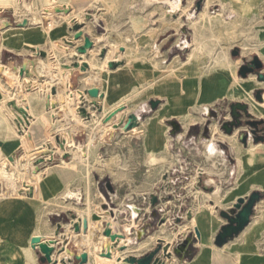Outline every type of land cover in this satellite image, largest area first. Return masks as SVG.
I'll return each instance as SVG.
<instances>
[{"label": "crops", "instance_id": "obj_1", "mask_svg": "<svg viewBox=\"0 0 264 264\" xmlns=\"http://www.w3.org/2000/svg\"><path fill=\"white\" fill-rule=\"evenodd\" d=\"M65 1L61 5L53 6H60L57 7L60 8L59 11L65 10L60 11L63 26L56 32L48 34L47 25L44 23L35 25L28 22L27 25L21 26L20 23L25 19L15 20L13 23L9 21L10 24L2 27L4 39L0 40V167L5 163L4 167L9 168L6 162L27 161L31 153L45 147L40 153L32 154L31 160L52 153H55L56 160L42 171L43 177L39 183L31 182L35 186L34 192L21 197L0 198V264H43L40 251L33 247L32 239L36 236L56 237L55 231L61 224L59 217L63 214L72 215L71 224L76 220H87L88 224L91 222L98 229L100 226L103 231L106 224L110 223L111 226L115 221L135 225L137 219L146 213L143 225L147 230L148 219L152 216L145 211L146 208L138 206L136 199H140L142 194L147 195L150 190H158L161 195L176 197L174 204L170 203L172 207L162 218L165 223L157 231L160 236L157 237L158 240H163V235H169L171 242L165 244L163 240L164 247L170 249V244H173L175 248L186 237H192L187 251L172 257L167 264H264V141L256 142L251 136L248 143L243 144L240 135L249 131L246 125L228 135L221 124L220 131L213 126L204 128L203 133L208 145L213 142L217 150L213 154L207 150V153H204L205 160L193 157L191 162L181 155L184 146L192 145V149L195 148V134H192L193 138L187 140L186 144L183 142L179 145L186 127L189 130L191 126L200 125L202 118L209 117L206 110L212 115L219 109L225 111V104L230 106L236 102L247 103L253 118L264 120V82L259 81L254 73L248 74L246 78L238 74L241 65L254 56H258L264 65V0H186L187 4H196L197 10L202 8L199 20L207 19L211 22L219 18L226 22L222 25L224 29L220 26V31L226 36L224 42L218 43L217 47L208 44V52H213L212 55L198 59L196 48L186 60H180L179 54L169 56L170 50L163 52V44L161 52L165 53L168 60L165 68H158L151 62H142V32L127 31L128 35L139 36V42L129 45L127 50L121 46L126 54L125 63L116 69H108L107 73L102 72L105 80L101 84L94 76L100 72L99 66H105L106 63L104 58L101 62L96 60L95 55L103 45L110 43L109 30L94 37L92 32L84 27L82 31L85 36L91 35L94 43L97 39L101 41L94 44L88 54H77L76 47L69 46L66 42L75 37V34L71 36V22L78 18L75 17L76 9H86V6L94 4L95 0ZM120 1L129 3L131 0ZM139 1L141 4V0ZM168 2L173 5L177 0ZM213 8L214 12L211 11ZM87 11L86 9L81 14L85 15ZM44 19L47 20L46 17ZM227 20L235 21L237 27L235 23L228 25ZM62 22L59 25H62ZM240 22L249 23V28L257 36L258 47L250 56L242 53L237 56L229 55V49L235 43L234 36L245 33L239 27ZM83 39L81 37L77 42H73L78 46L84 43ZM52 41H55V46H51ZM40 49L46 52V56L37 53ZM74 62H87L89 69L67 71L65 65ZM91 62L97 65L95 69H90ZM29 63L33 67L28 68L29 72L22 75L20 69ZM8 69L16 72L15 78L8 73ZM262 72L264 73V66ZM52 74L64 76L62 87L59 84L50 85ZM68 80L69 91L66 89ZM54 88L59 93L49 94V90ZM91 88L99 89V97L87 95ZM258 90L262 91V101L255 98ZM14 100L27 110L29 122L26 134L20 133L14 121V116L19 113L18 109L11 105ZM86 101L99 103L103 111L99 117L93 119L92 128L73 126L75 128L71 136L74 142L89 129L85 142L87 151L79 150L83 155L82 162L67 161V156L66 159L60 158L64 152L58 151L59 147L51 142V138L56 137L62 142L67 139L66 130L72 127L67 124V117H71L67 104H73L71 110L76 106V115L83 118L80 110ZM153 101L159 102L155 109L148 106ZM113 111H119L117 116L123 117L117 122L118 126L114 125L117 116L105 122L107 115ZM225 114L226 112L222 123L231 120ZM131 115L138 117V124L127 130L126 120ZM172 122H176L179 128L173 127ZM94 131L97 132V139L89 144V138ZM26 145L30 146L28 150ZM89 157L90 162L94 164L101 163L102 160L112 164L116 171L115 178L120 181L136 174L130 171L131 165H143L142 179L154 181L155 185L147 182L146 189L143 187L134 191V201H127L125 197L119 198L121 203L118 208H112V205L108 209L99 206L89 208L90 204L82 208L79 205L86 194L84 178L88 184L91 176V170L88 168ZM153 167L157 170H152ZM206 167L209 171H206ZM2 187L1 190L4 188ZM8 188L9 185L4 190ZM68 191L75 192L77 196L69 198L66 196ZM255 191L262 194V199L257 203L250 223L223 246L216 245V237L222 226L227 223L221 211L231 208L238 198L248 197ZM198 193L199 198L195 199ZM201 193L210 194L212 198L203 197ZM192 196L194 198L187 209L184 208V203H176L182 197ZM118 197L121 196L112 194L108 199L113 202L114 198ZM102 198L106 200L103 194ZM166 204L163 206L166 207ZM131 205L138 208L135 217ZM124 209H129L130 215L120 220L119 213ZM112 211L115 217L111 215ZM162 211L164 210L161 209ZM182 216H187V221L182 224L172 223V220L179 221ZM116 228L118 232L125 233L124 238H130L123 225L122 230L118 225ZM99 231L92 232L98 252H102L105 251L104 244L111 245V241L103 235L101 237L102 231ZM195 231L199 232L198 237ZM148 234L144 239L152 235L150 232ZM60 235L63 240H58L55 244L53 257L57 259L61 253L63 260L66 257L69 259L71 254L75 256L69 249V244L72 242V236H76L69 230ZM64 247L66 251L63 253L60 248ZM118 247L120 249V242L119 246L114 248ZM81 250H78L77 258L83 253Z\"/></svg>", "mask_w": 264, "mask_h": 264}, {"label": "rangeland", "instance_id": "obj_2", "mask_svg": "<svg viewBox=\"0 0 264 264\" xmlns=\"http://www.w3.org/2000/svg\"><path fill=\"white\" fill-rule=\"evenodd\" d=\"M175 1V0H173ZM20 4V8L30 14L32 12H42V9L46 14H48L47 20L44 19L40 24L44 23L46 26V29H49L52 24V19H60L58 18V15L61 14V12L57 9V7H53L55 5H61L63 2H66L65 0H18ZM139 0H131L129 3H123L120 0H95L94 4H89L86 6V9L88 10L85 15H82L81 13L86 10L85 8L82 9H76L75 11V17L80 18V22H77L78 29H74V25L70 27V30L72 31V34H76L75 31H78V33L75 35V37H71L74 42H77L79 37V32L86 28L87 31L92 32V36L96 37L97 35L107 33L109 30V36H110V43L103 45L102 49L100 51H96V60L102 61V59L105 58H112L115 59L113 62L115 64L114 68H110L105 65L106 69H116L120 66H122L125 63L124 57L126 54L123 53L121 46L126 47V50L128 49L129 45L137 44L139 42V36H133L128 35L127 31L130 32H142V62H151L154 65H156L158 68L160 67H166V62L168 60V57L165 56V51L170 50L169 56L172 54H179L180 60H186L189 54L196 48L197 50V57L198 59H203L207 57L208 55H212L213 52H208V44L216 45L218 46V43L224 42L225 35L220 31V26L224 25L226 22L224 19L220 20L219 18L213 19L211 22L209 20H199L200 16V10H197L196 4H187L186 0H181L180 3V9H177V7H174L171 5L168 0H141V4H139ZM24 4V6H23ZM128 4V5H127ZM53 7V8H51ZM55 11L58 15H53V12ZM214 12V8L211 10ZM53 16H50V15ZM86 16V17H85ZM8 19V21H11L12 23L16 21H19L20 17H18L13 9L10 8H4L0 9V21L4 19ZM77 20V19H76ZM75 21V20H74ZM73 21L71 22V24ZM228 25H237L235 21H229L227 20ZM37 25V24H35ZM239 25V24H238ZM1 26V25H0ZM62 25L57 24L52 29L53 31H58ZM251 26L249 23H242L240 22L239 27H241L245 33L240 35H235V43L234 45L229 49V55L233 56V52L235 50L239 51V54H247L250 56L252 52L255 51V48L258 47L257 45V36H255L254 31L249 28ZM237 27V26H236ZM224 29V27H222ZM91 39V35L89 36ZM0 40H3V38H0ZM71 40V39H69ZM72 40V41H73ZM84 40V39H83ZM100 41H95L96 43H99ZM53 43L51 42V46ZM54 44H56L54 42ZM68 44H70L68 42ZM113 44V46H111ZM165 44V47H161V45ZM115 45V46H114ZM98 48V46H97ZM96 48V49H97ZM161 49L164 50L161 52ZM254 50V51H253ZM258 51V50H256ZM165 56V57H164ZM90 57V56H89ZM88 57V58H89ZM253 58V57H252ZM170 60V59H169ZM94 65V68L97 67L95 63H90ZM31 65V66H30ZM104 64H102L103 66ZM29 68H32L33 65L31 63L28 64ZM104 68V67H103ZM11 70V69H10ZM99 73L94 76V79L101 84L103 80H105L101 73H107L105 69H101L99 66ZM89 86V85H87ZM58 92V91H57ZM52 94V89L49 92ZM88 96H90L87 93ZM101 102V100L99 99ZM80 102V101H79ZM82 102V101H81ZM104 106H106V102L104 101ZM150 108H152L151 105H148ZM225 111L217 110V113L215 115H212V113H209L208 110L207 113L209 114V117L206 119H201V124L197 127H186L184 131V136L180 139L179 145H181L183 142L186 144V141L189 139H192L193 135L195 134V148L192 149V145L190 147L184 146L183 149H181V155L183 158L187 161H191L192 159H198L203 158L205 160L204 153H207V138L204 136V128L213 126L220 131V125L222 124V121L224 120V113L226 112L225 116L229 119H231V114L229 113L231 111L230 106L228 104H225ZM83 109L86 112H83ZM103 111V107L97 102L92 101H86L85 104H83V107H81V115L85 119H93L97 118L101 115ZM70 117H67V120H69ZM96 121H94L95 123ZM96 125V123H95ZM101 127V126H100ZM247 129L250 131V127L246 125ZM75 127H71V129L66 130V136L67 139H64L63 142H67L66 144V151H67V161L73 160L74 158V150H80L82 152H86L87 148L85 146V142L88 138L89 129L85 131V134L83 136L78 137L77 141H73L71 132ZM214 128V129H215ZM172 129V128H171ZM87 133V134H86ZM97 139V133L92 138V141L89 140V144L93 143ZM171 140V135H170ZM51 142L53 144H56L58 148V151H62L60 144H62V140H57L56 137L51 138ZM74 143V144H73ZM209 146V145H208ZM27 150L30 148L29 145H26ZM72 151V152H71ZM27 154H29L27 152ZM190 157V159H187ZM194 157V158H193ZM62 158V157H60ZM64 158V157H63ZM18 166L14 165L13 163L9 164V168H5L3 164L2 167H0V181L3 182L4 178L10 179V185L9 189L14 190L13 193L19 194L18 190L22 188L24 183L27 182V180H31L32 177H34V172L39 173L34 169L35 163H33L30 159L27 161H19ZM28 164V165H27ZM50 165V164H49ZM47 165L46 168L49 166ZM89 169L91 170V176L88 180L84 178V199L81 201L82 203L79 205L82 208H85L90 204L91 208L98 207L108 209L109 206L112 205V208H118V205L121 203L119 198L125 197L127 201H134V191L140 189H143V187H147V182L150 184H154V181H146L142 179V171L144 170L143 165H131L129 167L131 172H134L135 175H133L129 179H125L123 181L117 180L115 178V173L112 164H108L105 160H102L101 163L94 164L90 162L89 157ZM27 166V167H26ZM166 166V165H165ZM18 168V169H17ZM45 168V169H46ZM34 169V170H33ZM43 169V170H45ZM206 171H209L208 168H205ZM86 170V169H85ZM90 170L88 171L90 175ZM152 170H157L156 167H153ZM7 171V172H5ZM33 172V174H32ZM86 172V171H85ZM43 174V172H40ZM2 174V175H1ZM7 174V175H6ZM9 174V175H8ZM12 175V176H11ZM3 176V177H2ZM6 176V177H5ZM12 181V182H11ZM4 184V183H3ZM30 184V183H29ZM109 186L112 187V191L109 189ZM4 188L7 187V185L3 186ZM79 191V190H78ZM11 193V194H13ZM149 193V194H148ZM147 193V195H143L140 197V199L137 200V204L140 208H146L145 211H148L150 214V217L147 222V230L145 229L144 225L138 228L135 225H130V223H127L125 221L120 222L122 225L125 224L127 227H131L133 229V235L130 238H120V246H136L137 244H140L142 240H144L145 236L148 235V232H150L152 235L150 237L152 238L153 242L155 243L154 247L158 246V239L157 237V231L160 230V226L165 223L162 218L164 217V214L170 210L172 207L170 203L174 204V200H176L175 196H169V194H160V192L157 190H150ZM21 194V193H20ZM102 194L104 197L109 201L108 204L105 206L104 199L102 198ZM117 194L121 197L114 198L113 202L110 201V195ZM202 194V193H201ZM200 194H196L195 199L199 198ZM145 196V197H144ZM158 197V202L156 205H152L153 197ZM203 197L205 195L203 194ZM146 198V199H145ZM192 197H182L179 202H176L177 204L184 203V208L187 209V207L190 206L192 203ZM75 200V199H74ZM173 200V202H171ZM89 201V202H88ZM74 202V201H73ZM168 202V204H166ZM163 204H166L163 206ZM97 205V206H96ZM138 208L135 205H131V211L134 217L137 215ZM152 209V210H151ZM161 209L164 211L161 212ZM59 212V211H58ZM112 216L115 217V213L112 211ZM184 213V211H183ZM122 218H120L121 220ZM139 219V218H138ZM137 219V221H138ZM173 219V218H172ZM72 215L71 214H63L59 217V222L61 223L60 233H67L69 230L74 229V225L71 224ZM123 220V219H122ZM184 221H187V216H182L179 221L172 220V223H179L182 224ZM137 223V222H136ZM109 224L105 225L104 230ZM112 229L116 232V224L115 222H112L111 224ZM187 229V226H185ZM82 229L83 226H82ZM104 230L102 231V234L104 237ZM137 231V232H136ZM148 231V232H147ZM135 233H136V239H135ZM73 234L76 236V232H73ZM164 236V235H163ZM60 238L59 241L63 239V237L58 236ZM108 238V237H106ZM132 238V239H131ZM110 239V238H109ZM72 242L69 244V249L74 252L75 256L71 254L70 258L67 259L68 263L66 264H79L80 259L77 258V255H79L78 250L79 246L76 245V237L72 236ZM141 240V242L139 241ZM100 241H102L100 239ZM111 241V240H110ZM69 243V240L67 241ZM66 243V244H67ZM64 246V245H63ZM62 246V247H63ZM164 246V245H163ZM174 246L173 244H170V250L168 251L171 254L172 257H175L176 254L174 253ZM94 247L95 251L92 255V261L91 264H96V258L100 256L101 252H98V247L96 246V240L94 241ZM104 250H108L110 248V244H104ZM61 249V248H60ZM117 252L119 251L118 248H113ZM64 249L61 250L64 251ZM172 251V252H171ZM82 252V250H81ZM104 252V251H102ZM41 254V253H40ZM59 255V254H58ZM139 257V255H138ZM158 258L160 259V262L158 264L164 263L167 264L169 261L167 255L164 253V251H160L158 254ZM57 259L59 260V256H57ZM123 260V259H122ZM121 260V261H122ZM49 264V263H46ZM58 264H64L63 259L59 260Z\"/></svg>", "mask_w": 264, "mask_h": 264}, {"label": "water", "instance_id": "obj_3", "mask_svg": "<svg viewBox=\"0 0 264 264\" xmlns=\"http://www.w3.org/2000/svg\"><path fill=\"white\" fill-rule=\"evenodd\" d=\"M201 6V2L198 3V7ZM65 8V7H64ZM64 12L65 10H60ZM77 21L75 20L72 24L74 25V29H78V25L76 24ZM28 24V20H23L20 25L25 26ZM79 37H84V43L78 45L76 47V51L80 55L88 54L89 50L94 47V41L90 39L89 36H85L83 31L79 32ZM66 42L74 45L72 40H66ZM38 54L46 56V52L42 51L41 49L37 51ZM234 56L239 55V51L235 50L233 52ZM108 66L110 68H114L115 64L113 62H108ZM263 63L258 56H254L250 61L244 62L241 65L238 74L246 78L248 74H256L259 81L264 82V73L262 72ZM65 69L67 71H74L75 69H80L81 71H87L89 69V64L87 62L80 64L79 62H74L71 65H65ZM29 72L28 66L24 65L20 69V73L24 75L25 73ZM67 91L70 90L69 87V80L68 85L66 87ZM57 89H52V94H56ZM87 93L92 97H99L100 91L98 88H91L87 91ZM255 98L259 101H262V91L258 90ZM159 102H151V106L155 109L158 106ZM11 105L15 106L20 114L27 116V110L25 107L18 105L17 101L14 100ZM231 109V120L225 121L222 123V129L228 135H232L235 129L242 127L243 125H248L250 127V131H244L240 135V140L243 144H247L249 138L252 136L254 137L256 142L264 141V127L262 130H259V126L264 125V120L254 119L252 114L249 111V104L236 102L230 105ZM83 112H86L83 109ZM119 111H113L105 118V122H109L115 116H117ZM123 117H116V122L114 125L118 126L117 122L122 120ZM138 124V117L136 115H131L126 120V128L127 130L133 129ZM173 127L179 128V125L176 122L171 123ZM109 189L112 191V187L109 186ZM262 199V194L258 191L252 192L248 197H241L236 200L233 206L227 210L221 211V215L227 220L226 225L222 226L220 232L218 233L215 243L218 246H223L227 243L230 239H233L237 236L251 221V218L255 212V208L257 203ZM158 202V197L154 196L152 200V205H156ZM105 206L108 204V200L104 199ZM112 215V213H111ZM130 215L129 209H124L119 213V217L124 218ZM146 219V213L142 214L138 219L136 226L140 228ZM115 224L118 225L119 229L122 230V224L118 221H115ZM126 224V223H125ZM123 224L125 230H127L128 237H132L134 234L133 229L127 227V225ZM74 229L76 232H79L83 226V230L88 229V222L83 220L81 225V221L77 220L73 223ZM61 224L57 227L55 234L58 235L60 233ZM196 232V231H195ZM197 237L199 236V232H196ZM104 235L111 240L110 248L104 252L100 253V256L96 258V264H115L113 258V254L111 249L114 247L119 246L120 238L125 237L124 232H116L110 228V223L104 230ZM192 237H186L183 242L179 243L177 247L174 248V253L179 255L180 252H186L188 249L189 244L191 243ZM56 237H44V236H36L32 239V245L35 249H39L41 253V262L43 264H58L59 260L53 257L54 252L56 250L55 244H57ZM163 240H158V246L154 247V242L151 237H147L144 239L139 245L136 246H121L118 254L116 255V260L120 261L124 258L123 263L119 264H158L160 259L158 258V254L160 251H164L168 258L171 257L170 252L168 251L167 247L163 246ZM62 250V248H61ZM138 255L140 257H138ZM80 259L79 264H87L89 261V256L87 253H81L78 257ZM63 263L66 264L68 261L66 259L63 260ZM164 264V263H161Z\"/></svg>", "mask_w": 264, "mask_h": 264}, {"label": "bare ground", "instance_id": "obj_4", "mask_svg": "<svg viewBox=\"0 0 264 264\" xmlns=\"http://www.w3.org/2000/svg\"><path fill=\"white\" fill-rule=\"evenodd\" d=\"M172 3V2H171ZM180 3H181V0H177V3L176 4H173V6L174 7H177V9H180L179 7H180ZM23 6H24V4H23ZM4 8H11V9H13V11L15 12V14L18 16V17H20V19H19V21H22L23 19H27L28 20V22L29 23H32V24H40L42 21H43V18L44 17H47L48 18V14H46V12H44L43 11V9H42V12H40V11H38V12H32V13H30V14H28V13H26V12H24L21 8H20V4H19V2H18V0H8V1H1L0 2V9H4ZM53 12V15L55 16V15H58V14H56V12L55 11H52ZM211 13V12H210ZM52 14L50 15V16H53ZM86 17V16H85ZM58 18H60V19H55V17H54V19H52V24H51V26H50V28L49 29H47V33L49 34V33H52V29L55 27V25H57V24H59L60 22H62V16L59 14L58 15ZM77 20H78V22H80L81 20H80V18H77ZM74 22V21H73ZM73 25V24H72ZM71 25V26H72ZM76 32V34L78 33V31H75ZM75 34V35H76ZM4 37V35L2 34V28H0V38H3ZM84 38V37H83ZM4 39V38H3ZM69 39V38H68ZM71 40H73L72 38H70ZM62 41H64V40H62ZM74 41V40H73ZM97 41H101V39H97ZM54 42L55 41H52V45H54L55 46V44H54ZM84 42V41H83ZM68 44V43H67ZM66 44V45H67ZM95 44V43H94ZM69 46L71 45V44H68ZM79 45V44H78ZM71 46H73V47H77V45L75 44V46L74 45H71ZM78 54V53H77ZM191 54V53H190ZM110 60H113L112 58H108V59H106L105 58V63H106V66H107V63H108V61H110ZM28 66V65H27ZM31 66V65H30ZM104 67V68H103ZM29 68V67H28ZM94 68V65H92V64H90V69H93ZM100 68L101 69H105L106 71H109V70H107L106 69V67L103 65H101L100 66ZM6 71V70H5ZM8 73L12 76V77H16V72L14 71V70H10V69H8ZM63 73V72H62ZM61 73V74H62ZM6 74V73H5ZM8 75V74H7ZM63 77L64 76H62V77H59V76H57V75H55V74H52L51 75V81H50V85H57V84H59L60 86L63 84V81H64V79H63ZM89 78V77H88ZM56 81V82H55ZM84 81H85V79H84ZM55 82V83H54ZM88 83V82H87ZM86 85V84H85ZM59 86V87H60ZM62 87V86H61ZM50 89V88H49ZM48 89V90H49ZM49 92H50V90H49ZM59 93V92H58ZM69 93V92H68ZM50 94V93H49ZM52 95V94H51ZM50 95V96H51ZM71 96H72V94H71ZM18 97H19V95H18ZM81 97H82V94L80 95V101L82 100L81 99ZM87 97V96H86ZM63 98H64V96H63ZM24 99V98H23ZM52 100V99H51ZM65 100V99H64ZM77 100V99H76ZM29 101V100H28ZM32 101V100H31ZM66 101V100H65ZM21 103L20 104H22L23 105V102L22 101H20ZM52 102V101H51ZM73 105V104H72ZM72 105H71V102H69L68 104H67V106H68V108H69V110H70V113H71V117H70V119L68 120V122H67V124L68 125H72V126H75V127H89V128H92V119H85V118H80L79 116H77L76 114V106H74L73 107V110L75 111V112H72L73 110H71L72 109ZM52 108V107H51ZM51 110V109H50ZM66 129V128H65ZM97 131V130H96ZM97 132H93V135L89 138V140H91L92 141V138L94 137V135L96 134ZM74 144V143H73ZM46 148V147H45ZM44 148V149H45ZM48 148V147H47ZM51 149V148H50ZM208 150L210 151V153H216V147L214 146V144H213V142H211L210 144H209V146H208ZM37 151H39V150H37ZM72 152V151H71ZM73 155H74V158H72L73 159V161H77V162H82L83 161V155L80 153V151L79 150H74V153H73ZM14 165H16V166H18V163H20L19 161H14V162H12ZM9 164H11V163H9ZM63 164H65V161L63 160ZM12 165V164H11ZM28 165V164H27ZM27 167V166H26ZM18 169V168H17ZM5 172H7V171H5ZM39 172V171H38ZM40 172H42V171H40ZM35 173L34 172V177H32L31 178V180H27L30 184H31V182H32V184L33 183H39L40 181H41V179H42V174L41 173ZM47 172V171H46ZM8 173V172H7ZM2 175V174H1ZM7 175V174H6ZM9 175V174H8ZM12 176V175H11ZM3 177V176H2ZM6 177V176H5ZM12 182V181H11ZM3 186H5V185H10V179L8 178V179H6V178H4V181H3ZM31 184V185H32ZM40 186V185H39ZM23 187V186H22ZM3 188V187H2ZM11 189V188H10ZM9 188L7 189V190H4V188H3V190H1L0 191V196H2V197H0V198H6V197H9V198H11V197H21L22 196V194H17L16 192H17V190H14V191H16L15 193H13L12 192V190H10ZM199 192H202V191H199ZM209 192V191H208ZM11 193H13V194H11ZM203 193V192H202ZM199 194V193H198ZM205 194V193H204ZM203 195V194H202ZM66 196H68L69 198H74L75 196H77V195H75V192H72V191H68L67 192V195ZM65 196V197H66ZM205 196L208 198V197H211L212 198V196L210 195V194H205ZM219 196V195H218ZM217 197V196H216ZM215 198V197H214ZM216 200V199H215ZM219 201V200H218ZM71 202V201H70ZM217 202V201H216ZM69 204V203H68ZM75 206V205H74ZM89 208H91V206L89 207ZM69 209V208H68ZM83 210V209H82ZM79 211V210H78ZM87 213V212H86ZM89 215V214H88ZM93 215V214H92ZM83 216V215H82ZM194 216V215H193ZM84 217V216H83ZM82 217V218H83ZM88 217V216H87ZM190 218V217H189ZM77 221V220H76ZM87 221V220H86ZM88 222V221H87ZM82 223H83V221L81 220V225H82ZM192 224L194 223V220L191 222ZM93 225L91 224V222H90V224H88V229L87 230H83L82 228H81V230L79 231V232H76V231H73V230H70V232L71 233H73V232H76L77 234L78 233H80V234H78V235H76V244L82 249V251H83V253H87L88 254V256H89V261H88V263L87 264H91V259H92V255H93V253H94V251H95V247H94V241H95V236L93 235V232L92 231H96V230H100V226H99V229L97 228V227H95V226H93ZM110 228H111V226H110ZM102 229V228H101ZM167 230V229H166ZM100 231H102V230H100ZM99 231V232H100ZM51 233V232H50ZM98 234V233H97ZM102 234V233H101ZM53 235V234H52ZM56 235V234H55ZM60 235V233L58 234V235H56V237H58ZM158 236V235H157ZM101 237H102V235H101ZM100 237V238H101ZM99 238V239H100ZM156 239H158V238H156ZM161 239V238H160ZM58 240H60V238H57V241ZM63 240V239H62ZM163 240H165V244H167V243H170L171 241H170V238H169V235H164V237H163ZM102 244H103V242H102ZM167 247V246H166ZM170 250V249H169ZM64 251H66V250H64ZM111 251H112V254H113V260H114V262H115V264H119V263H123L124 262V258H123V260L121 261H117L116 260V255L118 254V252H117V250L115 251L113 248L111 249ZM63 252V251H62ZM172 252V251H171ZM64 253V252H63ZM181 253V252H180ZM61 255H62V253L60 254V256H59V259H61ZM67 260V259H66ZM170 260V259H169Z\"/></svg>", "mask_w": 264, "mask_h": 264}, {"label": "built area", "instance_id": "obj_5", "mask_svg": "<svg viewBox=\"0 0 264 264\" xmlns=\"http://www.w3.org/2000/svg\"><path fill=\"white\" fill-rule=\"evenodd\" d=\"M86 14H88V13H86ZM76 21L78 22V20H76ZM7 24H10L8 19L5 18L4 20H1L0 21V25H1L0 28L5 27ZM14 121H15L20 133L26 134V131L28 129L27 128L28 127V122H29L28 117L24 116L23 114L18 113L17 115L14 116ZM66 144H67L66 141L61 144V148L64 151V154L61 156L62 158L63 157L66 158V156L68 154L67 151L65 150L66 149ZM43 150H44V148H41L39 151L35 150L33 153H31L28 156V159L31 160L30 157H31L32 154L40 153ZM55 160H56L55 153H52L51 155H48L46 157L42 156L39 159H34V160H31V161L33 163H35L34 169L36 171H44L43 169H45L47 165L53 164L55 162ZM32 174H33V172H32ZM2 185H3V182L0 181V190H1ZM13 189L14 188H12V190ZM34 189H35V186L34 185H30L29 182L27 181L26 183H24L23 187L20 190H18V192H20L22 195H24V194H29V193L34 192Z\"/></svg>", "mask_w": 264, "mask_h": 264}, {"label": "flooded vegetation", "instance_id": "obj_6", "mask_svg": "<svg viewBox=\"0 0 264 264\" xmlns=\"http://www.w3.org/2000/svg\"><path fill=\"white\" fill-rule=\"evenodd\" d=\"M263 127H264V125H261V126H259V130H262V129H263Z\"/></svg>", "mask_w": 264, "mask_h": 264}]
</instances>
